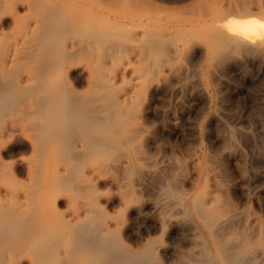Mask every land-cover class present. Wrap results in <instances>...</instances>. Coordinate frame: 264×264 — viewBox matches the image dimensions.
I'll return each instance as SVG.
<instances>
[{
  "label": "bare ground",
  "instance_id": "obj_1",
  "mask_svg": "<svg viewBox=\"0 0 264 264\" xmlns=\"http://www.w3.org/2000/svg\"><path fill=\"white\" fill-rule=\"evenodd\" d=\"M224 1L0 0V264H264V226L207 185L188 201L161 186L205 230L185 261L162 246L164 223L130 244L98 201L95 163L117 146L134 159L143 97L185 61L264 65V0ZM4 150L29 153L23 179Z\"/></svg>",
  "mask_w": 264,
  "mask_h": 264
},
{
  "label": "rangeland",
  "instance_id": "obj_2",
  "mask_svg": "<svg viewBox=\"0 0 264 264\" xmlns=\"http://www.w3.org/2000/svg\"><path fill=\"white\" fill-rule=\"evenodd\" d=\"M151 1L177 7L196 0ZM194 59L182 64L184 67L181 68L186 71L180 68L178 73L169 76L172 80L167 79L166 88L161 86L155 93L149 92L143 97L137 121L143 128L138 136L140 140L134 142L137 147V150L134 148V159L117 146L105 159L95 163H99L102 170L96 173L99 179L96 181L99 207L105 209L107 222L125 223L128 234L133 236L128 240L130 244H137L140 238L142 241L147 236H159V223H164L167 228L162 246L172 250L173 254L178 251L182 261L199 250L200 244L197 246L196 242L204 238L205 230L194 218L190 207L189 211H184L188 216L184 218L180 205L176 207L172 196L161 192L165 179L179 181L173 182L177 188L173 192L186 201L200 187L207 185L212 193L224 199L223 204L233 205L234 212L248 218L250 231L264 226V65L254 60L255 63L231 62L222 68L210 69L202 63L201 55ZM179 74H183L182 77ZM117 151L127 156L121 154L120 159V153L115 154ZM3 154L4 161L15 162L16 173L23 179L24 159L29 153L9 156L4 150ZM121 165L124 170L119 167ZM137 169L139 173L135 174L133 171ZM64 207L60 205V209ZM235 222L230 225L229 232L238 231L243 224ZM149 228L155 230L149 233ZM261 229L264 233V227Z\"/></svg>",
  "mask_w": 264,
  "mask_h": 264
}]
</instances>
